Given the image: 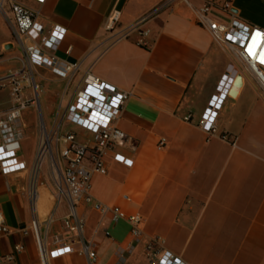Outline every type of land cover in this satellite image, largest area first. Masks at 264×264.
Listing matches in <instances>:
<instances>
[{
    "label": "crops",
    "instance_id": "1",
    "mask_svg": "<svg viewBox=\"0 0 264 264\" xmlns=\"http://www.w3.org/2000/svg\"><path fill=\"white\" fill-rule=\"evenodd\" d=\"M11 1L31 9L43 31L64 27L57 49L47 52L77 66L70 79L44 66H30L40 89L36 97L30 88L22 91L26 106L19 109L17 154L27 165L39 140L40 123L51 127L58 107L65 108L82 77H97L130 93L115 121L128 140L111 147L106 174L91 177V193L127 214H141L143 234L118 263L115 251L130 239L128 223L113 222L109 213L78 203L84 236L94 243V264H156L146 254L153 234L161 235L165 247L186 264H264V86L247 69L237 67L240 85L218 113L216 130L207 133L197 125L225 67L234 62L196 17L203 3L220 5L222 0H4L10 18ZM232 5L240 20L264 29V0H232ZM113 9H119V20L107 31ZM209 16L230 20L216 9ZM141 28L149 30L145 47L136 43ZM1 45L7 48L4 52ZM22 52L0 12V77L23 67ZM9 89L8 84L0 87L1 111L16 105ZM64 124L78 141L91 138L84 128ZM161 137L166 145L158 148ZM114 153L132 159V164L115 161ZM54 205L47 164L39 170L33 191L27 170L0 171V210L14 231L0 237V264H41L33 233L23 237L17 232L33 217L48 248L56 238L71 235L62 226L64 202L48 221ZM18 241L24 247L20 253L13 250ZM47 264L88 261L84 255L67 253L49 258Z\"/></svg>",
    "mask_w": 264,
    "mask_h": 264
},
{
    "label": "built area",
    "instance_id": "2",
    "mask_svg": "<svg viewBox=\"0 0 264 264\" xmlns=\"http://www.w3.org/2000/svg\"><path fill=\"white\" fill-rule=\"evenodd\" d=\"M3 2L4 0H0L1 10H3ZM9 5L12 38L22 49L26 63L15 73L0 77V87L7 84L10 86V95L16 104L9 110H0V171L3 174H9L27 170L29 186L33 191L39 170L47 164L48 178L55 193V205L48 221L50 222L54 217L58 205L64 202L67 211L63 215L62 226L71 235L65 239L56 238L54 246L48 248L45 239L39 233L35 217L31 219L28 226L18 228L17 232L23 237L27 236L29 231L33 233L41 264H47L49 258L67 253L84 255L88 264H94L97 259L94 243L85 238V221L76 212L78 203H88L100 214L109 213L111 221L125 220L128 223L130 239L125 245H118L115 251L116 259L118 263H121L125 259V254L132 251L134 243L143 234L144 217L139 213L127 214L117 206L96 200L91 193V177L94 174L105 175L107 172L105 159L111 147L123 145L128 140L125 132L115 125V121L120 116L130 93L121 91L97 77L88 75L82 77L76 83L74 93L65 108L58 107L51 127L47 128L43 122L40 123L39 140L33 159L27 165L17 154L20 148L22 126L19 109L26 106L22 91L30 88L36 97L40 88L33 80L31 72L30 75H26V71H30L31 65H40L48 68L60 78L70 79L77 66L47 52V50L57 49L66 32L64 27L54 25L48 31H43L31 9L15 1H11ZM213 9L227 14L230 17L228 23L210 17L209 13ZM119 16V9H113L110 12L105 23L107 31L114 30ZM196 17L197 22L209 30L213 40L223 45L234 60L225 67V71L215 86L214 93L210 96L197 121V125L203 131L213 133L216 130L218 113L225 100L231 96L239 64L247 68L256 81L264 86V64L259 60V53L264 51V29L240 20L233 12L232 0H222L220 5L211 1L205 2L196 9ZM143 20L145 17L140 19L136 26ZM148 33L147 28L138 29L136 43L145 47ZM254 37L259 41L255 57L250 56L247 51ZM250 66H256L261 73L254 75L249 69ZM188 119V115L184 117V120ZM66 122L89 131L91 138L78 141L75 134L66 129L64 124ZM165 145L166 139L161 137L157 142V147L163 148ZM112 158L127 166L132 164V159L119 153H114ZM13 232L0 210V237ZM104 233L108 235L107 231ZM23 248L21 241L13 246L16 253L23 251ZM146 254L150 258L154 257L156 264H186L183 259L165 247V239L158 234L149 235ZM6 258L10 259L11 255Z\"/></svg>",
    "mask_w": 264,
    "mask_h": 264
},
{
    "label": "rangeland",
    "instance_id": "3",
    "mask_svg": "<svg viewBox=\"0 0 264 264\" xmlns=\"http://www.w3.org/2000/svg\"><path fill=\"white\" fill-rule=\"evenodd\" d=\"M0 12L3 13V15L6 17V19H7V25H8V27H10V26H11V23H10V17L6 15V12H5L4 9H3V10L0 9ZM218 44H219V43H218ZM16 45L19 47L18 44H16ZM19 48H20V47H19ZM219 48H220L222 51H226V52L229 53V51H227V49H226L225 47H223V45L219 44ZM6 49H7V48H6L5 45H1V52H4ZM20 49H21V48H20ZM229 55L233 58V56H232L230 53H229ZM21 57H22L23 62L26 63L25 58H24V53H23V52H22V56H21ZM3 60H4V59H2L1 54H0V62L3 61ZM239 66H240L241 68H243V69H247V68H245L244 66H242V65H240V64H239ZM28 68H29V65H28ZM15 71H17V69H16ZM15 71H12V73H13V72L15 73ZM26 75H30V71H26ZM236 90H237V89H236Z\"/></svg>",
    "mask_w": 264,
    "mask_h": 264
},
{
    "label": "snow or ice",
    "instance_id": "4",
    "mask_svg": "<svg viewBox=\"0 0 264 264\" xmlns=\"http://www.w3.org/2000/svg\"><path fill=\"white\" fill-rule=\"evenodd\" d=\"M258 44H259V41H257L256 38L254 37L252 44H250L248 49H247L248 54L250 56L255 57L257 55V46H258ZM259 60H260V63L264 64V51H261L259 53ZM118 159H119V157H118Z\"/></svg>",
    "mask_w": 264,
    "mask_h": 264
},
{
    "label": "water",
    "instance_id": "5",
    "mask_svg": "<svg viewBox=\"0 0 264 264\" xmlns=\"http://www.w3.org/2000/svg\"><path fill=\"white\" fill-rule=\"evenodd\" d=\"M240 80H241V75H238L236 77V80H235V83H234V86L232 88V91H231V96H233L235 94V88L238 87L240 85Z\"/></svg>",
    "mask_w": 264,
    "mask_h": 264
},
{
    "label": "bare ground",
    "instance_id": "6",
    "mask_svg": "<svg viewBox=\"0 0 264 264\" xmlns=\"http://www.w3.org/2000/svg\"><path fill=\"white\" fill-rule=\"evenodd\" d=\"M249 69L254 75L255 74L257 75L258 73H261L260 70L256 66H250Z\"/></svg>",
    "mask_w": 264,
    "mask_h": 264
}]
</instances>
